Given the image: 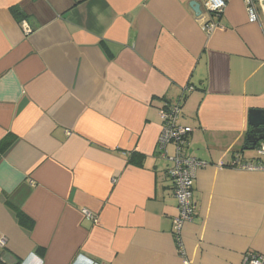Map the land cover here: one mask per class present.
Instances as JSON below:
<instances>
[{
	"label": "crops",
	"instance_id": "crops-1",
	"mask_svg": "<svg viewBox=\"0 0 264 264\" xmlns=\"http://www.w3.org/2000/svg\"><path fill=\"white\" fill-rule=\"evenodd\" d=\"M203 3L0 0V264H244L264 253V170L236 166L258 158L245 147L249 111L264 110V5L250 23L244 0H226L219 17ZM202 21L218 26L207 35ZM172 103L191 128L185 153L206 164L181 250L170 163L155 153Z\"/></svg>",
	"mask_w": 264,
	"mask_h": 264
},
{
	"label": "built area",
	"instance_id": "built-area-1",
	"mask_svg": "<svg viewBox=\"0 0 264 264\" xmlns=\"http://www.w3.org/2000/svg\"><path fill=\"white\" fill-rule=\"evenodd\" d=\"M246 4L248 21L250 23L258 22L257 6H263L264 0H244ZM203 7L211 16L219 17L225 7L226 0H204ZM198 18L199 15H197ZM201 19V18H200ZM217 23L213 21H202V31L209 35L216 27ZM22 30L24 33L30 31V28L22 22ZM188 87L185 91H191ZM161 120V130L156 142V155L158 158L170 163L166 169V174L173 184L172 193L177 204V215L172 220V234L178 249H182L181 245V229L185 223L191 222L195 214V203L193 201V184L196 173L206 164L196 157L187 155L185 149L188 145V135L191 128L180 125L178 119L180 116V104H167L159 111ZM173 147V154L169 155L167 147ZM258 158L256 163H236V166L242 170H264V141H260L255 147ZM81 214L88 220L97 222L94 217L85 208L80 210ZM5 245V240L0 239V248ZM244 264H264V253L248 252L244 257Z\"/></svg>",
	"mask_w": 264,
	"mask_h": 264
},
{
	"label": "water",
	"instance_id": "water-1",
	"mask_svg": "<svg viewBox=\"0 0 264 264\" xmlns=\"http://www.w3.org/2000/svg\"><path fill=\"white\" fill-rule=\"evenodd\" d=\"M190 6L196 15L201 13L200 6L197 2H191ZM248 124L251 127V132L247 136L245 150H254L260 141H264V110H250Z\"/></svg>",
	"mask_w": 264,
	"mask_h": 264
},
{
	"label": "trees",
	"instance_id": "trees-1",
	"mask_svg": "<svg viewBox=\"0 0 264 264\" xmlns=\"http://www.w3.org/2000/svg\"><path fill=\"white\" fill-rule=\"evenodd\" d=\"M12 13H13V15L16 17V18H18V15H19V13H18V10L17 9H12ZM20 19V18H19ZM7 142L8 141H2L1 143H0V156L2 155V153L4 152V150L8 147L7 146ZM258 145V144H257ZM255 149V148H254ZM260 158H257L256 160L258 161ZM264 161V160H263ZM17 216H18V220H19V222L20 223H22V224H29V226L32 224V221L30 220V219H28L22 212H18L17 213Z\"/></svg>",
	"mask_w": 264,
	"mask_h": 264
},
{
	"label": "rangeland",
	"instance_id": "rangeland-1",
	"mask_svg": "<svg viewBox=\"0 0 264 264\" xmlns=\"http://www.w3.org/2000/svg\"><path fill=\"white\" fill-rule=\"evenodd\" d=\"M248 152H249L250 155H255L256 158H257V154L255 153V152H256L255 149H254V150H250V151H248Z\"/></svg>",
	"mask_w": 264,
	"mask_h": 264
}]
</instances>
